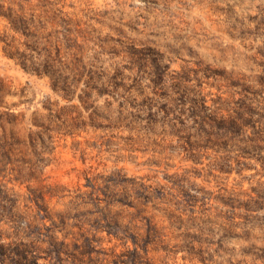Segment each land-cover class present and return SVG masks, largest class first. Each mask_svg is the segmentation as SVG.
Listing matches in <instances>:
<instances>
[{"label": "rangeland", "instance_id": "rangeland-1", "mask_svg": "<svg viewBox=\"0 0 264 264\" xmlns=\"http://www.w3.org/2000/svg\"><path fill=\"white\" fill-rule=\"evenodd\" d=\"M0 264H264V0H0Z\"/></svg>", "mask_w": 264, "mask_h": 264}]
</instances>
